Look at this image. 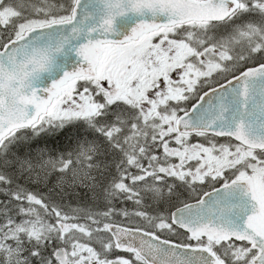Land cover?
Segmentation results:
<instances>
[{
	"label": "snow or ice",
	"instance_id": "obj_1",
	"mask_svg": "<svg viewBox=\"0 0 264 264\" xmlns=\"http://www.w3.org/2000/svg\"><path fill=\"white\" fill-rule=\"evenodd\" d=\"M0 264H264V0H0Z\"/></svg>",
	"mask_w": 264,
	"mask_h": 264
}]
</instances>
